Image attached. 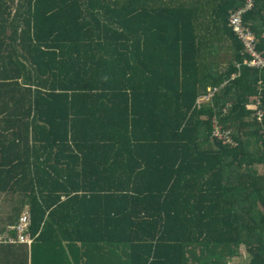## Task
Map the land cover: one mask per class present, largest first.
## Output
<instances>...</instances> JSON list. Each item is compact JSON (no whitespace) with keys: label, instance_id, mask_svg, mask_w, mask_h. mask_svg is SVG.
<instances>
[{"label":"trees","instance_id":"trees-1","mask_svg":"<svg viewBox=\"0 0 264 264\" xmlns=\"http://www.w3.org/2000/svg\"><path fill=\"white\" fill-rule=\"evenodd\" d=\"M250 1L0 0V192L25 193L31 237L61 217L129 264H264Z\"/></svg>","mask_w":264,"mask_h":264},{"label":"crops","instance_id":"crops-1","mask_svg":"<svg viewBox=\"0 0 264 264\" xmlns=\"http://www.w3.org/2000/svg\"><path fill=\"white\" fill-rule=\"evenodd\" d=\"M24 194L0 192V264H129L125 253L91 251L73 238V226L61 217L51 218L41 240L35 235L29 244L15 242L11 227L29 210Z\"/></svg>","mask_w":264,"mask_h":264},{"label":"built area","instance_id":"built-area-1","mask_svg":"<svg viewBox=\"0 0 264 264\" xmlns=\"http://www.w3.org/2000/svg\"><path fill=\"white\" fill-rule=\"evenodd\" d=\"M232 24L234 26L235 32L238 33L240 37H242L243 40L245 41L247 51L251 56L249 65L254 68H264V51H258L253 35L249 31H246L243 28L242 19H240V12L235 13V15L232 18ZM216 89L217 88H214L213 91L206 94L203 97V99H208ZM252 107L256 109L255 115H258L259 118L261 117L260 120H262L264 116V111L260 109L258 105L254 104L252 105ZM220 128L221 125L217 124L215 127V133L217 134L218 137L225 138L226 141L230 143L231 136L229 135V132L222 131ZM30 224H31V215L28 208H26L20 215L17 224L11 227V229L14 230L16 233V238L14 240L15 242L22 244L30 243L31 241V234L29 231Z\"/></svg>","mask_w":264,"mask_h":264},{"label":"rangeland","instance_id":"rangeland-1","mask_svg":"<svg viewBox=\"0 0 264 264\" xmlns=\"http://www.w3.org/2000/svg\"><path fill=\"white\" fill-rule=\"evenodd\" d=\"M248 3H249L248 6L251 7L252 4H251V1L250 0H248ZM254 116H257L256 118L260 121L261 117L259 118V116L258 115H255V114H254ZM260 171L263 172L264 169L263 168H260ZM240 254H242V256H239V257L234 258L232 260V262H230L229 264H249V260L247 259V256L244 253V249H240Z\"/></svg>","mask_w":264,"mask_h":264}]
</instances>
